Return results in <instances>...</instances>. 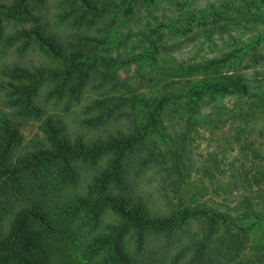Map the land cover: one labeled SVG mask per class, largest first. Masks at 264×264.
Segmentation results:
<instances>
[{"label": "trees", "instance_id": "16d2710c", "mask_svg": "<svg viewBox=\"0 0 264 264\" xmlns=\"http://www.w3.org/2000/svg\"><path fill=\"white\" fill-rule=\"evenodd\" d=\"M46 1L0 6V51L13 48L17 54L0 64V109L7 110L0 116V264H158L149 252L153 242L174 248L163 264H244V246L223 227L221 212L174 207L162 214L138 195H124L128 177L139 178L150 167L161 171L164 161L146 140L169 99L158 103L144 125L137 123V98L114 95L113 60L101 50L115 12L130 14L145 0H56L51 19L41 12ZM28 53L38 60L24 61ZM87 92L96 96L76 124L97 135L68 134L61 117L43 119L40 103L69 111ZM206 92L245 93L246 87L239 77H224L194 85L191 96ZM40 120L42 135L24 149L21 126ZM77 165L92 169L81 189ZM45 172L64 186L41 185ZM244 206L253 211L250 203ZM191 216L206 234L183 242L180 226Z\"/></svg>", "mask_w": 264, "mask_h": 264}, {"label": "rangeland", "instance_id": "374dc122", "mask_svg": "<svg viewBox=\"0 0 264 264\" xmlns=\"http://www.w3.org/2000/svg\"><path fill=\"white\" fill-rule=\"evenodd\" d=\"M9 1L0 0V6ZM55 1L47 0L41 11L48 19ZM106 38L101 51L113 60L111 72L118 79L114 95L137 98V123L144 125L158 103L169 99L146 140L164 161L161 171L150 167L139 178L128 177L124 195H138L152 212L162 214L174 207L217 210L224 215L223 227L244 246L240 261L264 264V161L251 152L264 159V0H145L130 14L115 12ZM16 57L13 48H6L0 51V64ZM29 59L38 57L28 53L24 61ZM224 77H239L246 92L191 96L194 85ZM94 96L87 92L69 111L40 103L43 119L58 116L68 134L95 136L76 124ZM6 111L1 108L0 116ZM42 120L21 126L24 149L42 135ZM77 170L81 189L92 169L77 165ZM44 175V187L64 186L55 174ZM247 202L253 208L249 213ZM205 234L196 216L180 226L183 242L188 236L202 240ZM149 249L163 264L174 248L153 242Z\"/></svg>", "mask_w": 264, "mask_h": 264}]
</instances>
